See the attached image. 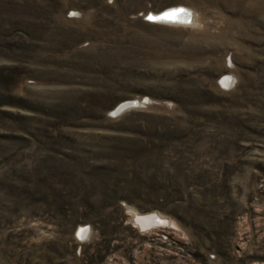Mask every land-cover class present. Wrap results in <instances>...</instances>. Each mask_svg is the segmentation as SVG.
<instances>
[{
  "label": "rangeland",
  "instance_id": "1",
  "mask_svg": "<svg viewBox=\"0 0 264 264\" xmlns=\"http://www.w3.org/2000/svg\"><path fill=\"white\" fill-rule=\"evenodd\" d=\"M0 264H264V0H0Z\"/></svg>",
  "mask_w": 264,
  "mask_h": 264
},
{
  "label": "bare ground",
  "instance_id": "2",
  "mask_svg": "<svg viewBox=\"0 0 264 264\" xmlns=\"http://www.w3.org/2000/svg\"><path fill=\"white\" fill-rule=\"evenodd\" d=\"M177 6H183V5H174V6H169L167 9L169 8H173V7H177ZM187 9V7H186ZM163 10H166V9H163ZM161 10V11H163ZM188 10V9H187ZM191 11V10H189ZM160 12V11H158ZM158 12H152L151 15L155 14V13H158ZM192 13V12H191ZM155 19V18H153ZM193 19V13H192V18L190 19L192 23ZM155 21H158V22H167V23H177V22H171V21H167V20H158V19H155ZM228 82H229V74L225 76V80H224V85L227 86L228 85ZM129 101V100H128ZM128 101H124L122 102L120 105H119V109H123V105L125 103H127ZM129 102H134V101H129ZM168 223L164 218H161L159 215L157 214H153V213H146V214H139V213H135V224L141 226V228L144 230L145 229H148L149 227L151 226H159V225H163L164 223ZM80 232H82V234H85V228L84 227H81V230ZM81 234V233H80Z\"/></svg>",
  "mask_w": 264,
  "mask_h": 264
},
{
  "label": "water",
  "instance_id": "3",
  "mask_svg": "<svg viewBox=\"0 0 264 264\" xmlns=\"http://www.w3.org/2000/svg\"><path fill=\"white\" fill-rule=\"evenodd\" d=\"M180 10H183L182 12ZM171 16V18H169ZM148 18H150L151 20L158 19V20H167V21H171V22H177V23H181V24H189L191 22V18H192V13L191 11L187 10L185 7L183 6H177V7H173V8H169L163 11H160L158 13H155L153 15H150ZM155 18V19H153ZM137 102H127L125 103L122 107L124 108H129L131 106H136Z\"/></svg>",
  "mask_w": 264,
  "mask_h": 264
},
{
  "label": "snow or ice",
  "instance_id": "4",
  "mask_svg": "<svg viewBox=\"0 0 264 264\" xmlns=\"http://www.w3.org/2000/svg\"><path fill=\"white\" fill-rule=\"evenodd\" d=\"M180 11L182 12L183 10H180ZM169 18H171V16Z\"/></svg>",
  "mask_w": 264,
  "mask_h": 264
},
{
  "label": "built area",
  "instance_id": "5",
  "mask_svg": "<svg viewBox=\"0 0 264 264\" xmlns=\"http://www.w3.org/2000/svg\"><path fill=\"white\" fill-rule=\"evenodd\" d=\"M87 227H88V226H87ZM80 230H81V229H80ZM80 230H79V231H80Z\"/></svg>",
  "mask_w": 264,
  "mask_h": 264
}]
</instances>
